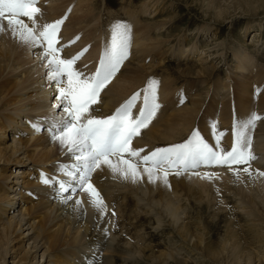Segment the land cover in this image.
<instances>
[{"label":"bare ground","instance_id":"6f19581e","mask_svg":"<svg viewBox=\"0 0 264 264\" xmlns=\"http://www.w3.org/2000/svg\"><path fill=\"white\" fill-rule=\"evenodd\" d=\"M37 6L41 10L37 17L40 25L61 19L64 7L71 8L69 19H66V22L63 20L58 33L59 45L63 46L61 56L65 59L71 58L87 49L80 55L74 67L84 76L91 75L96 66H99V61L95 60V50L91 49L90 44L102 37L107 39L106 33L96 34L95 27H98L99 18H92V0H38ZM254 6L255 4L252 5ZM239 13L243 14L245 11L240 10ZM220 15L222 14L219 13ZM22 19L30 24L28 18ZM0 23L5 26L4 30L0 31V264H123L131 259L135 260L144 255L147 249L142 250L137 244L131 245L126 237L130 232L129 212L133 218L146 216L152 219L149 227L154 230H159V226L171 225L172 230L178 231L192 245L193 249L189 255L193 258L205 257L209 264H264V176L258 174L264 172V93L259 97L253 94L252 84L256 82L257 75L255 76L249 63L246 64L248 55L238 52L236 64H226L227 77L232 81L227 88L226 85H216L212 90L205 87V90L198 91L203 84L200 81L196 89L198 93L191 97L189 104H183L179 98L168 101L161 93L158 94V89L157 102L164 108L163 114L166 116H161V119L160 116L153 118L145 131L153 141H170L178 137L191 127L200 101L207 97L217 100L221 88L224 99L227 90L233 89L239 108L235 118L229 114L222 122L219 121L222 127H230L233 130L234 122L248 117L253 112L261 117L255 122V127L249 130L251 152L258 155L249 165H233L232 168L223 166L225 169H222V166H201L195 169L200 176L193 175L192 172L181 175L170 173L168 176V181H195L198 184L196 192L200 193L199 197L208 207L216 206V199L218 203L223 202L222 197L226 198L227 195L231 198L227 194L230 192L229 187L235 191L236 196L232 197L235 199V208L246 220V225L252 233V237L249 235L252 239L249 240L253 241L255 249L251 252L243 251L236 242H233V245L232 242H224L223 249L209 258L208 255H203L205 252L200 237L196 239L184 222L178 223L176 206L159 195V180L150 182L146 174L143 179L133 182L114 174L106 165L92 172L93 179L90 182L106 205V211L103 213L93 205L87 191L78 190L74 195L70 192L63 196L60 194L59 182L67 179L63 166L70 165L74 160L67 147L62 148L58 141L52 139L50 131L51 117L58 119L65 115L61 109L54 107L58 101L56 85L47 74V62L42 59V50L14 37L7 28L6 21L0 19ZM254 32L253 37L261 34ZM133 34L128 58L100 91L97 103L90 106L89 111L93 116L103 118L112 115L134 93H143L142 90L147 87L138 86L154 69L156 63H147L145 59L157 47L149 33L136 31ZM108 45L110 43L104 45L102 50ZM209 47L206 52H198L197 56H194L197 52L195 49L179 55V60L186 64L182 68L179 67L182 75L199 77L211 74L217 65L208 61L212 53L209 52ZM101 55L98 56L99 59ZM217 56L215 54L213 57ZM152 59L155 60L154 57ZM142 100L139 98L136 101L134 116L138 115ZM171 105L175 112L167 113L166 110L170 109ZM34 124L39 128H34ZM205 128L207 132L211 129L210 126ZM211 134L212 131L209 135ZM211 137L213 139V136ZM143 138L142 136V139H138V143H133L132 140L133 148H142ZM223 141H227L225 149L231 150L234 135ZM149 149L151 148L148 147V151ZM141 155H144V151ZM245 167H249L251 175L243 171ZM233 168L240 169L239 179ZM204 172H212L216 176L208 180L202 178ZM45 177L48 178V183L44 182ZM108 181H114L113 187ZM139 188L144 190L142 195L137 192ZM118 196L122 198L117 200ZM64 197L70 198L65 202ZM78 200L83 202L78 204ZM218 206L215 209L219 211L221 205ZM165 221H168L167 224ZM133 222L132 227L138 220ZM161 255L159 260L172 259V255Z\"/></svg>","mask_w":264,"mask_h":264},{"label":"rangeland","instance_id":"374dc122","mask_svg":"<svg viewBox=\"0 0 264 264\" xmlns=\"http://www.w3.org/2000/svg\"><path fill=\"white\" fill-rule=\"evenodd\" d=\"M92 3V18L94 20L99 18L98 27H95L96 34H107V39L106 37H102L103 39H98L95 43L91 42L90 44L91 49L95 50V60L99 61L98 56L102 54V47L111 43L112 29L109 28H112V25L117 22L131 24L129 25L131 26V30H133L131 31V43L133 41V32L135 33L136 31H145L152 37L157 49L150 52L148 57L146 56L145 62L156 63L157 65L155 64L154 69L145 76V80L143 83L141 82L140 86H138L139 88L147 86L151 78L158 81L157 91L158 89L160 90L158 94L161 93L164 98H168V101L179 98L183 104H189L188 102H190L191 97L195 93H198V91L205 90V87H210L209 90H212L216 85H226L227 88V85L231 84L232 81L227 77L228 67L226 64H236V54L242 52L246 56L248 55V62L246 64L249 63L250 68H253L255 76L257 75L256 82L254 81L252 84L254 86L253 94L259 97L261 93H264V0H92ZM254 4L255 6L252 7ZM69 9L71 11L70 7L65 6L62 10L63 12H61L62 15H60L61 19L63 18L65 22L70 17ZM240 10L245 11V13H239ZM218 12L222 15L219 16ZM254 31L261 34L253 37ZM208 47L211 49L209 52H212L209 55L208 61L215 62L214 64L217 65L211 74L199 76L200 78L182 75L181 68L186 64L180 61L179 57L190 49H195L197 52L194 56H197V53L200 51L206 52ZM215 54L218 56L213 57ZM95 70L93 71L95 72ZM167 79L168 81H166ZM200 81L203 84L197 91L196 89H198ZM138 92L140 93V91ZM234 94L235 92L232 88L227 90L225 100L223 98L225 95L224 92L222 93L221 88L217 100L210 97L201 100L198 106L199 109H197L190 125L194 128L191 129L189 127L186 132L180 133L178 137L176 136L170 141L151 140L149 134L145 132L146 127L140 130L139 137L133 138V143L134 141L138 143V139H142L143 136L141 146L144 150V155H147L156 148L170 147L177 141L180 144L187 140L194 130H198L200 134L203 133L201 135L206 141H210L209 143H213L214 145L215 142L213 141H215V138L212 134L209 135L212 130L209 128L207 132L205 127L215 123L217 135L222 134L220 135V146L226 151L227 141L223 140L228 137L230 138L233 135V130L230 127H222L223 125L220 122L229 114L232 118L236 117L239 108H237V100ZM140 95V99L142 100L143 93H140ZM224 104L229 105L232 109ZM171 108L168 109L169 111L166 110V112H175L173 105H171ZM163 109L160 107L153 118L156 119V117L160 116L159 118L161 119V116H164L165 110ZM231 110L234 111L235 115ZM211 136H213V139ZM176 138L177 141H175ZM148 147L151 148L149 151ZM255 155V159H257L258 155ZM222 169H225V167L222 166ZM171 173L175 174L174 171ZM158 182L159 195L176 206V219L178 223L184 222L188 226V231L195 235L196 239L200 237L199 239L205 252L204 256L208 255L210 258L220 252L223 249L224 242H232V245L233 242H236L243 251H254L255 244L252 240H249L252 239V233H250L251 231L248 225H246L245 218L235 208L236 203L233 198L236 194L233 189L229 187L230 192L227 193L231 198L227 195L226 198L222 197L223 202L219 201L218 203L216 199V206L208 207L202 201L203 199L201 200V197H199L201 196L199 195L200 193L196 192L198 184L195 181L174 179L168 181L170 187L160 180ZM108 183L113 187L114 181H108ZM137 192L142 195L144 190L139 188ZM121 198V196H118L117 200ZM219 204L221 208L218 211L215 207H219ZM130 214L129 212L130 232L126 234V237L127 239L129 238L128 240L131 245L137 244L139 245H136L138 248L142 250L146 248L147 250L144 251V255L138 256L135 260L131 259L129 262H123V264H209V261L205 257L196 259L189 255L193 249L191 248L192 245L178 231L172 230L171 225L159 226V230H154L149 227V223L153 222L152 219L139 215V217L133 218L130 217ZM136 220H138V223L132 227L131 224ZM165 222L167 224L168 221ZM138 231H140L139 234ZM108 239L110 240V238ZM161 254L172 255V261L170 259L168 261L165 259V261L159 260L158 257Z\"/></svg>","mask_w":264,"mask_h":264},{"label":"snow or ice","instance_id":"6c2138e0","mask_svg":"<svg viewBox=\"0 0 264 264\" xmlns=\"http://www.w3.org/2000/svg\"><path fill=\"white\" fill-rule=\"evenodd\" d=\"M38 0H0V19L7 22V28L21 42L42 50V59L47 62L48 76L55 83L58 91V101L54 106L61 109L65 115L50 120L52 139L67 147L74 162L64 165L63 171L67 179L59 182V191L64 193L78 190L87 191L95 207L103 213L106 205L99 192L91 184L92 172L102 165L125 180L133 182L144 178L150 182L157 180L168 184L171 172L181 175L192 172L200 176L195 169L201 166L249 165L255 159L251 152V137L249 130L255 127V122L261 117L255 112L248 117L234 122V142L231 150L225 151L220 146V135L216 133L215 123L210 125L215 144H210L198 130L183 143L166 148H156L147 155H141L142 148H133L132 140L138 136L142 128H146L160 108L157 95L158 81L151 79L143 89V106L138 115H133V108L140 98V93H134L121 104L112 115L99 118L89 111L90 106L97 103L100 91L120 70L128 58L131 47V28L128 24L117 22L112 27V39L99 59V66L91 75L84 76L74 67L81 53L62 58L63 46L59 45L60 27L63 18L51 23L40 25L37 17L41 14L37 6ZM70 11V9H69ZM22 17L30 20L25 23ZM0 23V31L4 30ZM78 39V37H77ZM66 81V82H65ZM39 128L38 125H33ZM142 166V167H141ZM239 179L240 169H232ZM251 175L249 167L243 169ZM264 176V172H258ZM216 176L212 172H204L202 178L212 180ZM48 183V178H44ZM70 197H64L65 202ZM82 200L76 203H82Z\"/></svg>","mask_w":264,"mask_h":264}]
</instances>
